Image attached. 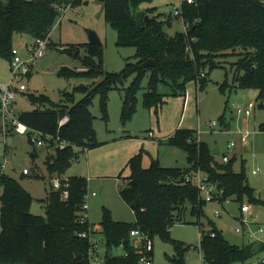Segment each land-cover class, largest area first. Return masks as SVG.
<instances>
[{
	"label": "trees",
	"instance_id": "trees-1",
	"mask_svg": "<svg viewBox=\"0 0 264 264\" xmlns=\"http://www.w3.org/2000/svg\"><path fill=\"white\" fill-rule=\"evenodd\" d=\"M74 1L0 2V56L11 61L12 49L19 36L48 37L60 16L58 5H71ZM142 1H103L105 19L117 32V44L135 48L134 57L126 60L121 72L103 69L102 43H86V54L82 57L84 70L80 73L101 75L102 81L92 88L77 89L83 94L78 102L69 93L59 103L52 102L45 95L29 94L31 102L39 108L18 113L20 121L29 128L30 143L35 145L31 135L41 132L45 136L44 146L51 154L54 152L47 160L49 170L64 173L78 157L76 147L86 152L99 144L94 128L95 116L91 112L96 94L106 97L112 89L123 90L122 119L127 122L136 111L137 94L148 75L144 104L149 110L155 108L158 113L164 103L162 94L157 91L159 84L168 85L174 94H184L189 81L203 87L209 71L221 66L217 60L236 48L242 53L233 65V82L239 88L255 87L258 90L255 108L264 109V5L260 0H194L193 4H183L182 19L189 27L172 35L166 30L172 27V14L163 20L160 16L143 12L139 10ZM77 49L65 50L68 54L76 52L75 58H81ZM149 60L154 65L145 68L143 64ZM131 75H134L132 83L123 86ZM47 103L50 108L42 107ZM64 116H68L69 121L60 125ZM259 130L264 131V121ZM174 140L179 141L187 152L190 170L165 167L158 160L145 167L141 154L129 160L131 175L124 185L119 186V194L132 209L135 222L116 221L111 211L104 208L99 223V233L104 236L107 246L104 264H139L137 250L141 246H136L131 237V231L136 228L151 238L156 234L166 237L175 222H186L188 210L198 219L204 215L206 201L199 189L186 181L185 173L189 171L205 173L208 180L222 191V201L241 202L245 195L251 203L264 205V201L252 194L254 190L248 184L245 170L234 172L229 166L230 160L228 165L218 164L209 146L189 135L181 140L176 135ZM69 181L67 200L62 199L61 192L51 190L44 218L31 211L34 200L31 194L14 178L0 172V264H90L91 245L82 234L93 232L95 225L88 220L80 223L88 179L75 176ZM211 232L215 233L214 238L210 236ZM113 247L126 254L113 257ZM200 250L208 264H245L264 251V245L252 242L231 244L220 232L211 229L207 234L203 233ZM177 251L173 264H184L186 247L179 245Z\"/></svg>",
	"mask_w": 264,
	"mask_h": 264
},
{
	"label": "rangeland",
	"instance_id": "rangeland-1",
	"mask_svg": "<svg viewBox=\"0 0 264 264\" xmlns=\"http://www.w3.org/2000/svg\"><path fill=\"white\" fill-rule=\"evenodd\" d=\"M180 1L143 0L139 10L160 16L163 20L172 14V27L166 28L172 35L185 28L183 19L173 14ZM0 2L7 4L8 0ZM89 30L94 31L101 40L104 51L102 67L105 71L121 72L126 60L134 57V47L117 44V32L105 19L102 0H76L57 19L45 57L34 65L30 76L24 77L23 82L27 84L28 90L16 94L13 103L15 113L39 108L31 102L29 94L45 95L52 102L59 103L69 93L78 102L83 94L77 89L92 88L102 81L101 75L80 73L84 70L82 57L86 54L84 45L88 43ZM23 39L28 44L34 43L33 37L29 35H24ZM17 42L16 40L15 45ZM25 44L20 46L24 56L27 55ZM66 48H78L81 58H75L76 52L68 54ZM241 53V49L236 48L220 57L217 61L221 62V66L209 71L203 87L195 81H189L184 94H174L168 85L159 84L157 91L162 94L164 103L158 113L155 108L149 110L144 104V88L149 79L148 75L145 76L137 94L136 111L127 122L122 119L123 90L112 89L106 97L96 94L91 112L95 116L94 128L99 144L87 152L76 147L78 157L74 158L70 167L62 174L48 168L47 160L54 152L51 154L46 146L38 147L30 143L27 134L18 133L7 137L6 146L3 142L0 143V162L4 163L2 170L31 194L34 199L31 211L44 218L48 195L56 178L69 179L77 176L88 179V192L99 193L103 202L100 205L99 197L91 198L86 211L89 223L98 227L99 233L104 208L112 212L116 221L135 222L132 209L119 194V182L124 185L131 175L129 160L141 154L145 167L153 160H158L165 167L190 170L187 152L179 141L174 140L176 135L178 140L189 135L197 142L208 145L211 150L218 146L221 154L229 156V166L234 172L245 170L248 184L254 190L252 194L264 201V131L259 130V125L264 121V109L256 107L251 117L238 112L239 107L248 108L250 103H257L258 97L255 87L239 88L233 82V65ZM133 80L134 75L129 76L123 86H129ZM17 81L18 79H13L10 60L0 56V87L9 84L15 86ZM42 107L50 108L51 105L47 103ZM212 121L218 124L213 130L208 127V123ZM246 131L251 132L247 142L244 140ZM150 133L153 134L152 137ZM231 142L234 146L229 148ZM33 153L36 156L33 157ZM215 158L218 164L228 165L223 162L222 155ZM25 169L29 170V174H24ZM198 174L196 172L191 175L194 181ZM213 191L219 197L205 202L201 218L192 216L188 210L186 222H175L166 237L160 234L153 237V264H173L179 245L186 247L184 264H208L202 255L200 244L203 233L207 234L211 229H216L231 244L246 245L250 242L247 236L237 233L235 227L242 219L264 223V205L261 202L251 203L245 195L241 202L232 199L222 201L220 190L215 186ZM246 204H250L251 212L242 215L240 207ZM132 241L136 246H142L139 237H132ZM98 242L101 255H105L107 246L101 233ZM263 259L264 251L245 264H260Z\"/></svg>",
	"mask_w": 264,
	"mask_h": 264
},
{
	"label": "built area",
	"instance_id": "built-area-1",
	"mask_svg": "<svg viewBox=\"0 0 264 264\" xmlns=\"http://www.w3.org/2000/svg\"><path fill=\"white\" fill-rule=\"evenodd\" d=\"M264 5V0H260ZM194 0H181L180 5L174 8V16L182 19V5L183 4H193ZM70 5L65 3L59 4L57 7V11L60 14L59 18L63 16V14L67 11ZM58 18V19H59ZM189 27V24H185V29ZM52 33V32H51ZM51 33L46 38H35L33 44H25V48L27 50V55L24 56L22 51L20 50V44H16L12 49V59L10 61L11 69L13 72V79H18L17 85L12 86L3 85L0 87V143L6 146V139L9 135L13 133H18L21 135L28 134L29 128L27 125L22 123L19 119V114L15 113L13 110V103L18 92H25L28 89L26 83L23 82L25 76H28L32 73L34 65L38 62V60L45 57L48 46H49V38ZM189 51V49H187ZM204 76V74L202 75ZM255 108V103H250L248 108L239 107L238 112L240 114L250 116L253 109ZM69 121L68 116H64L60 125H64ZM216 121H212L208 123V127L210 129H215L217 126ZM152 137L153 134L150 133ZM44 134L41 132H34L31 135L33 142L38 147H43L45 145V140L43 139ZM246 142V137L244 139ZM234 143L231 142L229 144V148H232ZM87 151V150H86ZM223 162L227 163L230 158L227 154L222 155ZM4 163L0 162V172H3ZM196 172L189 171L185 173V179L188 183L196 186L202 198L207 201L215 200L219 197V194H215L213 189L215 185L208 180V176L203 172L197 175L196 181H194L192 174ZM24 174H29V170L25 169ZM69 179L56 178L52 182V189L55 191L61 192L62 199L67 200L69 198ZM217 188V187H216ZM222 195V191H220ZM97 197L98 194L96 192L87 193L84 198V202L82 204L81 210L82 215L80 217V223L84 224L87 222V213L89 207V199L90 197ZM217 196V198H216ZM241 214H249L251 212L250 204L243 205L240 207ZM98 227L93 226L90 234L83 233L82 237L88 238L90 242V250H89V261L90 264H104V258L99 251V242L97 233ZM235 230L239 234H243L248 237L249 241L257 244H264V223L259 224L256 221H247L242 219L241 223L235 227ZM210 236L212 238L215 237V233L211 232ZM131 237H139L142 240V246L138 248L137 252L140 255L139 264H153L152 256L150 255L153 247V238H151L148 234L144 233L140 228H136L131 231ZM247 263V262H246ZM260 264H264V259L260 262Z\"/></svg>",
	"mask_w": 264,
	"mask_h": 264
},
{
	"label": "water",
	"instance_id": "water-1",
	"mask_svg": "<svg viewBox=\"0 0 264 264\" xmlns=\"http://www.w3.org/2000/svg\"><path fill=\"white\" fill-rule=\"evenodd\" d=\"M102 1H104V0H102ZM88 43L89 44H93V45L94 44H101L100 38L98 37V35L94 31H90V30L88 31ZM153 65H154V62L152 60H149V61H147L146 63L143 64V66L145 68H149V67H151ZM211 154H212V156L219 155L218 149L217 148L212 149ZM99 203L102 204L101 197H99ZM111 253H112L113 257H121V256H124L126 254L125 251H123V250L120 251L116 247H113L111 249Z\"/></svg>",
	"mask_w": 264,
	"mask_h": 264
},
{
	"label": "crops",
	"instance_id": "crops-1",
	"mask_svg": "<svg viewBox=\"0 0 264 264\" xmlns=\"http://www.w3.org/2000/svg\"><path fill=\"white\" fill-rule=\"evenodd\" d=\"M178 5H180V2H177V5L176 6H178ZM175 6V7H176ZM185 29V28H184ZM53 32V31H52ZM175 34V33H174ZM51 35H52V33H51ZM51 35H50V38H49V41L51 40ZM23 37L24 36H19V37H17V44L19 45L20 44V46H22V45H24L25 43L26 44H28L26 41L24 42V39H23ZM34 39V38H33ZM24 43V44H23ZM255 109V108H254ZM253 109V110H254ZM253 112V111H252ZM246 116V115H245ZM252 116V113H251V115L250 116H247V117H251ZM250 134H251V132H249V131H246L245 133H244V138L246 137V140L248 141V136H250ZM228 147H229V145H228ZM210 148V147H209ZM215 148H217L218 149V152H219V155H224V154H221V152H220V148L218 147V146H216ZM210 150H211V148H210ZM89 151V150H88ZM212 151V150H211ZM87 152V151H86ZM33 155V154H32ZM212 155V154H211ZM219 155H217V156H219ZM216 157V156H215ZM120 180L122 179V178H119ZM120 184H119V186L121 185V182H119ZM95 192V191H94ZM93 193V192H92ZM97 193V192H96ZM98 194V196L97 197H101V196H99V193H97ZM97 197H93V196H91L90 197V199L91 198H97ZM90 199H89V201H90ZM101 200H102V198H101ZM100 205H103V202H102V204H100ZM112 213V212H111ZM114 218V217H113ZM242 245H244V244H242ZM264 245V244H263ZM118 250H120L121 251V249H118ZM106 255V254H105ZM105 255H102L103 256V258H105Z\"/></svg>",
	"mask_w": 264,
	"mask_h": 264
}]
</instances>
